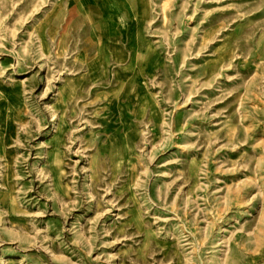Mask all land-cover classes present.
I'll return each mask as SVG.
<instances>
[{"label":"rangeland","instance_id":"374dc122","mask_svg":"<svg viewBox=\"0 0 264 264\" xmlns=\"http://www.w3.org/2000/svg\"><path fill=\"white\" fill-rule=\"evenodd\" d=\"M0 264H264V0H0Z\"/></svg>","mask_w":264,"mask_h":264}]
</instances>
